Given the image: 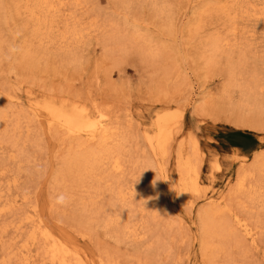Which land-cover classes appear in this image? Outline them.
Listing matches in <instances>:
<instances>
[{"label": "rangeland", "instance_id": "374dc122", "mask_svg": "<svg viewBox=\"0 0 264 264\" xmlns=\"http://www.w3.org/2000/svg\"><path fill=\"white\" fill-rule=\"evenodd\" d=\"M48 103L105 113L111 140L49 130L36 115ZM161 110L181 116L156 157L145 134ZM191 138L201 185L183 198ZM263 152L264 0H0V264H56L30 238L39 222L87 264H264V171L232 191L241 156L250 167Z\"/></svg>", "mask_w": 264, "mask_h": 264}, {"label": "bare ground", "instance_id": "6f19581e", "mask_svg": "<svg viewBox=\"0 0 264 264\" xmlns=\"http://www.w3.org/2000/svg\"><path fill=\"white\" fill-rule=\"evenodd\" d=\"M204 103L205 101L200 104H204ZM245 104L247 105L248 103H245V101L241 100L234 103L233 105L229 104L228 107L232 109L230 110L234 113L235 116H239L240 114L237 115V112L241 108H244ZM204 106L201 105L197 107L198 112L204 110L203 109ZM178 112H179L178 110L158 111L153 120V125L155 129L154 132H146L145 134V141L147 142V145L150 147L152 153H154L156 157H160L167 152L168 144L174 136V126L175 124L178 123L177 122L178 115L181 116V111L179 114ZM36 115H40V117L42 116L47 117V128L49 130H51L54 126L57 128L59 127L69 137L81 139L82 141L80 144L97 143L99 144V146H103L104 143H106L109 139L111 140L112 138L111 133H113L114 127H112L111 121L109 120L107 115L103 112H98L97 115H93L87 111L85 106H82L77 103H72L70 106L48 103L47 111ZM190 146H191L190 147L191 154H189L188 156L184 155L183 153L184 151L182 147H180L177 152L178 171L180 175L179 179L181 186L180 194L183 198L186 197L189 193L199 191L201 185L199 180V170L197 169L198 163L194 164L192 162V159H195L198 162V156L200 154V149L197 140L191 138ZM98 155L99 153H97L95 150H91L89 151V153L81 155L79 157L80 160L81 161L83 160L85 163L88 162L94 163L95 159L97 161V157H99ZM245 160L246 159L244 155L241 156V163L243 164H241L240 166V172H239L240 178L239 180H237L234 189L233 190L231 189L234 192L244 190L247 176L250 175L249 172L264 171V152H263V157L261 159H257L254 166H250V167L245 166L244 164ZM121 165L122 163L119 161V159L115 160L114 168L119 170L121 169ZM215 167L218 168V166ZM119 195L120 198L124 199L126 192L121 191ZM202 210L203 211L199 213L200 216L199 218L200 220H202L201 222L202 232L212 235L214 232H216V228L219 226V224H217V222L214 219L213 214L215 211L211 210V207ZM29 218L31 217L29 216ZM236 221L237 224L241 228H243L249 236H251L254 239L253 237L254 228L251 227L250 224L242 218H238ZM37 237L42 238L43 241H45L44 243H47L45 244L47 245L46 251L52 263L87 264V262L82 258V252L80 250H78L74 246H73L74 248L71 247V245L65 240V238H62L59 235L55 234L50 228H48L44 224L42 225V222L41 223L39 222L37 228L34 229V231H32L30 236V238L33 241L36 240Z\"/></svg>", "mask_w": 264, "mask_h": 264}, {"label": "clouds", "instance_id": "9594fccd", "mask_svg": "<svg viewBox=\"0 0 264 264\" xmlns=\"http://www.w3.org/2000/svg\"><path fill=\"white\" fill-rule=\"evenodd\" d=\"M54 203L58 206H67L70 203L71 197L65 192H58L53 197Z\"/></svg>", "mask_w": 264, "mask_h": 264}]
</instances>
